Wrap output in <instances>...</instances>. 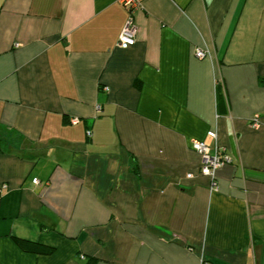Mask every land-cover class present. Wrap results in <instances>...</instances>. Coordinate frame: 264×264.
<instances>
[{
    "label": "crops",
    "instance_id": "obj_1",
    "mask_svg": "<svg viewBox=\"0 0 264 264\" xmlns=\"http://www.w3.org/2000/svg\"><path fill=\"white\" fill-rule=\"evenodd\" d=\"M140 1L0 0V264H264V0Z\"/></svg>",
    "mask_w": 264,
    "mask_h": 264
},
{
    "label": "built area",
    "instance_id": "obj_2",
    "mask_svg": "<svg viewBox=\"0 0 264 264\" xmlns=\"http://www.w3.org/2000/svg\"><path fill=\"white\" fill-rule=\"evenodd\" d=\"M122 3L125 7H128L131 11V16L129 17L118 41V46L122 49H128L129 47L135 45L137 42V27L133 19V11L138 9L141 6L140 0H122ZM196 56L198 58H205L206 53L203 50H197ZM74 123H77L75 121ZM252 127L259 129L261 127L260 117L257 115L252 121ZM88 137H91V132L89 131ZM211 137L216 138L215 132H209ZM193 148L200 154L202 163L200 168V174L212 177L213 179V189L216 187V172L222 166L230 162V158L224 153L220 148H216L215 151H212L211 148L206 145L204 142H196L193 145ZM189 178L193 177L192 174L188 175ZM34 183H39L38 179H34ZM201 264H214L212 261L207 259L204 255L201 258Z\"/></svg>",
    "mask_w": 264,
    "mask_h": 264
},
{
    "label": "trees",
    "instance_id": "obj_3",
    "mask_svg": "<svg viewBox=\"0 0 264 264\" xmlns=\"http://www.w3.org/2000/svg\"><path fill=\"white\" fill-rule=\"evenodd\" d=\"M2 147L3 143L0 141V150L2 149ZM15 241L19 248L26 253L46 256H50L55 253V248L53 247L45 246L43 244L31 242L24 239H15ZM86 264H97V260L90 257L87 259Z\"/></svg>",
    "mask_w": 264,
    "mask_h": 264
}]
</instances>
